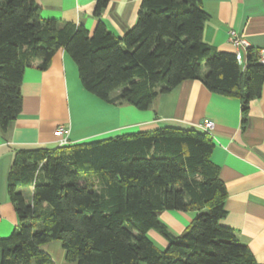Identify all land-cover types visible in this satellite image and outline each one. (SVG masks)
I'll return each mask as SVG.
<instances>
[{"label": "trees", "instance_id": "obj_1", "mask_svg": "<svg viewBox=\"0 0 264 264\" xmlns=\"http://www.w3.org/2000/svg\"><path fill=\"white\" fill-rule=\"evenodd\" d=\"M109 0H95L90 33L83 24L44 19L35 0H0V132L22 108L24 70H44L62 48L84 90L110 104L147 110L186 79L240 99L242 128L259 98L264 66L257 48L236 54L206 44L202 0H141L122 36L101 20ZM210 133L161 125L54 148L14 153L7 195L17 227L0 237V264H54L41 249L58 240L76 264H256L225 216L226 188L210 156ZM31 188L28 199L24 193ZM162 211L194 213L180 234ZM167 241L160 248L148 232Z\"/></svg>", "mask_w": 264, "mask_h": 264}, {"label": "crops", "instance_id": "obj_2", "mask_svg": "<svg viewBox=\"0 0 264 264\" xmlns=\"http://www.w3.org/2000/svg\"><path fill=\"white\" fill-rule=\"evenodd\" d=\"M141 0H109L101 20L115 35L122 36L137 19ZM44 19L83 24L91 33L97 24L95 0H35ZM209 18L203 41L219 51L236 54L246 63L245 51L229 41L230 30L244 36L254 48H264V0H202ZM71 57L58 49L44 70L33 65L24 70L22 108L6 133L0 132V237L18 225V216L7 195L8 175L14 153L22 149L54 148L78 142L152 129L161 125L204 130L203 121L213 123L214 141L210 161L218 165L226 188L225 216L220 224L231 227L252 253L256 264H264V80L261 96L249 102L248 120L242 128L240 99L209 91L201 81L186 79L159 94L147 110L128 103L104 102L82 87ZM66 126L67 134L56 128ZM23 194L29 199L31 188ZM159 218L174 234H180L193 219L192 212L162 211ZM154 242L165 248L167 241L150 230ZM54 264H76L66 260L58 240L41 245Z\"/></svg>", "mask_w": 264, "mask_h": 264}, {"label": "built area", "instance_id": "obj_3", "mask_svg": "<svg viewBox=\"0 0 264 264\" xmlns=\"http://www.w3.org/2000/svg\"><path fill=\"white\" fill-rule=\"evenodd\" d=\"M227 33H228L229 41L237 49H240V50H243L246 52L249 48L252 47L249 44V41L244 36L236 33V31L230 30ZM257 51H258V56H257L258 57V63H260L261 65L264 66V48H257ZM201 126L205 131L210 132V130L213 128V123H211L210 121H203ZM56 132L58 134H67L68 129L66 128V126L60 125L56 128Z\"/></svg>", "mask_w": 264, "mask_h": 264}, {"label": "rangeland", "instance_id": "obj_4", "mask_svg": "<svg viewBox=\"0 0 264 264\" xmlns=\"http://www.w3.org/2000/svg\"><path fill=\"white\" fill-rule=\"evenodd\" d=\"M26 191V193L25 194H27V192L29 191L28 189H26L25 190ZM153 232H155L156 234H158V235H160L158 232H156L155 230H153ZM8 236V235H7ZM149 236L151 237V239H153L154 240V237L152 236V235H150L149 234ZM160 236H162V235H160ZM163 237V236H162ZM158 245V244H157ZM159 246V245H158Z\"/></svg>", "mask_w": 264, "mask_h": 264}]
</instances>
